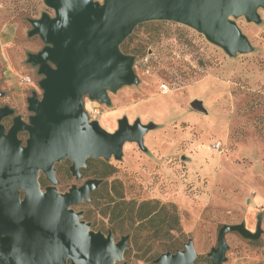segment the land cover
Here are the masks:
<instances>
[{
  "label": "rangeland",
  "instance_id": "obj_1",
  "mask_svg": "<svg viewBox=\"0 0 264 264\" xmlns=\"http://www.w3.org/2000/svg\"><path fill=\"white\" fill-rule=\"evenodd\" d=\"M44 13L54 16L44 0H0V107L13 109L12 115L26 123L31 114L26 99L33 92L41 96L38 82L43 77L27 60L44 45L37 34H29L30 20ZM256 13L257 22L230 17L250 45L249 51L233 54L185 24L142 22L129 34L130 46H148L134 58L137 82L107 91L106 103L83 97L89 120L109 132L122 118L129 125H151L142 147L126 142L120 158L108 159L115 167L109 181L121 182L126 200L173 203L179 218V228L155 234L148 251L146 230L134 231L136 242L132 233H112L115 241L128 235V248L116 264H158L153 259L162 252L161 244L175 242L182 250L187 241L196 252L195 264H211L208 254L216 247L218 229L238 223L251 233L258 230L259 236L227 232L223 264H264V7ZM153 26L163 33L148 43ZM195 99L205 112L190 106ZM216 143L219 149H214ZM69 165L68 159L54 164L59 192L86 179L72 175ZM39 182L41 189L50 184L43 173ZM72 208L88 205L82 201ZM89 208L90 228L109 233L108 217Z\"/></svg>",
  "mask_w": 264,
  "mask_h": 264
},
{
  "label": "water",
  "instance_id": "obj_2",
  "mask_svg": "<svg viewBox=\"0 0 264 264\" xmlns=\"http://www.w3.org/2000/svg\"><path fill=\"white\" fill-rule=\"evenodd\" d=\"M54 16L30 20L29 34L45 46L28 55L43 77L27 98L28 122L15 116L5 130L2 118L13 113L0 107V264H116L128 248L127 236L115 241L111 233L94 231L72 207L90 200L99 180L89 179L66 192L55 188L54 164L70 160L69 170L79 177L87 158H120L123 144L142 147L150 124L125 118L109 132L83 108V97L108 102L107 91L137 82L134 57L119 46L133 28L145 21L169 20L185 24L221 46L227 53L250 50L247 38L230 17L258 21L264 0H44ZM190 106L205 112L200 100ZM26 131L22 142L17 133ZM43 173L50 182L39 184ZM235 231L256 239L243 223L224 224L217 232L216 247L208 257L223 264L225 234ZM196 252L190 241L182 250L164 252L158 264H192ZM123 264V263H120Z\"/></svg>",
  "mask_w": 264,
  "mask_h": 264
},
{
  "label": "trees",
  "instance_id": "obj_3",
  "mask_svg": "<svg viewBox=\"0 0 264 264\" xmlns=\"http://www.w3.org/2000/svg\"><path fill=\"white\" fill-rule=\"evenodd\" d=\"M153 27H155L152 31L153 33L147 38L148 43L159 41L160 33H163L158 30L160 26ZM130 39L131 37L129 35L120 44L119 48L121 52L132 55L134 58L136 56L144 55L147 51V44H145L146 47L140 43L135 46H130ZM26 137L27 136H25V139ZM114 171L115 167L108 160L102 158H87L85 160V166L79 169V177H86L84 182L89 179H97L99 180V184L90 193V200L86 201L88 209H80L78 211L82 212V218L91 225L92 210L89 207H93L98 213L108 217L109 226L107 229L109 230V233H132L135 236V242L138 238L134 234V231L140 229L146 230L149 232V235L145 236L143 240L144 243H146V251H148L151 247L152 241L155 240V234H158L165 228L167 230H176L179 228V218L175 205L173 203H162L156 199L142 200L139 202L132 199L126 200L121 190V182L117 179H111L109 181V178L114 174ZM125 222H128V227H123ZM127 234L123 236L128 237ZM160 248H162L160 254L171 252V249H174L175 251L178 250L175 242L161 244ZM192 264H195V260Z\"/></svg>",
  "mask_w": 264,
  "mask_h": 264
},
{
  "label": "flooded vegetation",
  "instance_id": "obj_4",
  "mask_svg": "<svg viewBox=\"0 0 264 264\" xmlns=\"http://www.w3.org/2000/svg\"><path fill=\"white\" fill-rule=\"evenodd\" d=\"M45 46V44L43 45V47ZM26 101H27V99H26ZM13 113H14V110H13ZM12 113V114H13ZM12 114H10V115H8V116H5L4 118H2V120H1V123L4 125V122L5 121H7L8 123H9V126L8 127H5V125H4V127H5V130H7L10 126H11V124H12V122H13V118L15 117V116H13ZM31 115V114H30ZM30 115H28V117L30 116ZM20 118L22 119V117L20 116ZM23 120V119H22ZM21 136H27V133H26V131H19L18 133H17V137H18V139L19 140H21L22 142H24V140L22 139V137Z\"/></svg>",
  "mask_w": 264,
  "mask_h": 264
},
{
  "label": "built area",
  "instance_id": "obj_5",
  "mask_svg": "<svg viewBox=\"0 0 264 264\" xmlns=\"http://www.w3.org/2000/svg\"><path fill=\"white\" fill-rule=\"evenodd\" d=\"M220 148V144L219 143H216L215 145H214V149H219Z\"/></svg>",
  "mask_w": 264,
  "mask_h": 264
}]
</instances>
